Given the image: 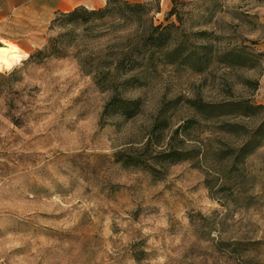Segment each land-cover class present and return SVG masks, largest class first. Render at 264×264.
Instances as JSON below:
<instances>
[{
  "label": "rangeland",
  "instance_id": "1",
  "mask_svg": "<svg viewBox=\"0 0 264 264\" xmlns=\"http://www.w3.org/2000/svg\"><path fill=\"white\" fill-rule=\"evenodd\" d=\"M184 1L183 22L165 19L171 0H159L154 16L179 25L172 40L106 80L95 71L141 26L115 15L63 24L59 13L42 20L38 0H0V39L27 53L0 69V264H264V141L246 157H224L217 150L237 147L239 135L198 119L173 141L197 156L157 173L116 160L150 138L154 152L165 148L185 119L199 118L187 100H221L227 83L248 94L240 77L261 85L264 60L261 69H226L205 47L264 51V0ZM64 32L63 55L31 56ZM115 92L139 100L138 112L106 110Z\"/></svg>",
  "mask_w": 264,
  "mask_h": 264
},
{
  "label": "trees",
  "instance_id": "2",
  "mask_svg": "<svg viewBox=\"0 0 264 264\" xmlns=\"http://www.w3.org/2000/svg\"><path fill=\"white\" fill-rule=\"evenodd\" d=\"M173 6L166 15V20L171 17H176L178 20H182V12L187 2L184 0H171ZM151 2H133L131 0H107L103 7L89 9L85 6H76L72 11L59 12L55 22H61L63 24H70L80 22L83 24H90L96 20H103L109 15H115L123 21H130L137 23L141 26V29L136 30L133 38H128L126 44L117 45L113 51L114 60L104 70L95 71V73L101 78L111 80V77L115 76L119 71H128L140 64V60L147 57H152V53L147 54L150 50L159 49L166 46L170 40H172V29H176L179 25L175 23L156 24L154 21L155 14L161 12V5L159 0H155V6L149 7ZM150 13H154L153 16L148 18ZM69 32L60 34L57 39H51L50 50H39L34 56H42L46 53L49 55H63L64 43L60 39L68 35ZM195 35L208 36L206 31H199ZM219 37L215 36L213 39L217 40ZM60 42V43H59ZM254 45L258 44L257 40H251ZM211 46V47H210ZM208 45L205 49H209L214 54V61L217 64L223 65L227 68L236 69H261L262 62L264 60V51H256L254 48L244 45V47H232L226 51L218 52L214 45ZM210 47V48H209ZM174 49L173 53L178 51ZM212 53V52H211ZM81 52L78 54L81 61L86 64V58L88 56H81ZM213 55V54H212ZM201 59V57H199ZM203 71V69H197ZM87 72L91 73L90 70ZM230 87L221 100L206 101L201 95H197L195 99L187 100L188 106L194 111L195 116L185 119V122L179 125L175 129L174 135L171 136L170 142L165 148L160 151H153L152 138H150L142 148H130L129 150L118 151L115 156L116 160L122 162L126 166H136L145 170L152 171L154 173L160 172L161 168H164V164L178 163L181 160H185L188 157L197 156L198 149L184 150L175 148L173 141L176 139V135L180 131L189 129L193 124H196L200 120H219L223 125L221 131L226 135H239L241 141L237 147H230L227 150H217L218 155L229 157L236 152L237 156L246 157L251 151L260 147L264 141V103L260 104L253 98V94L260 88L259 78L240 77L239 84L243 85L244 90L248 91V94L236 96L233 91V87L227 83ZM115 92L106 104V110L112 105H117L116 109H121L122 113L129 117L135 115L139 108V100L136 99H124L117 95ZM262 115L260 123L250 128L245 125L243 121L246 118L259 117ZM157 126V124H156ZM155 126V128H156ZM154 128V129H155Z\"/></svg>",
  "mask_w": 264,
  "mask_h": 264
},
{
  "label": "crops",
  "instance_id": "3",
  "mask_svg": "<svg viewBox=\"0 0 264 264\" xmlns=\"http://www.w3.org/2000/svg\"><path fill=\"white\" fill-rule=\"evenodd\" d=\"M140 1V0H133ZM107 0H38L32 4L37 9L40 18L49 20L59 12H68L76 8V6H85L89 9L103 7ZM261 88L264 90V74L261 79Z\"/></svg>",
  "mask_w": 264,
  "mask_h": 264
},
{
  "label": "bare ground",
  "instance_id": "4",
  "mask_svg": "<svg viewBox=\"0 0 264 264\" xmlns=\"http://www.w3.org/2000/svg\"><path fill=\"white\" fill-rule=\"evenodd\" d=\"M26 57L27 53L18 44L0 39V69L11 70Z\"/></svg>",
  "mask_w": 264,
  "mask_h": 264
}]
</instances>
